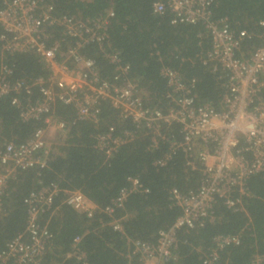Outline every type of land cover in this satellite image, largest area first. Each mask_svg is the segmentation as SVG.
Listing matches in <instances>:
<instances>
[{"label":"built area","instance_id":"obj_1","mask_svg":"<svg viewBox=\"0 0 264 264\" xmlns=\"http://www.w3.org/2000/svg\"><path fill=\"white\" fill-rule=\"evenodd\" d=\"M218 0H151L154 15L168 13L172 25H202L208 32L210 48L202 55V64L224 78V94L219 108L200 106L193 95L195 80L184 81L168 67L160 69L165 82L166 111L149 109L142 101L138 85L128 79L129 66L122 64L117 53L103 50L106 25L112 13L83 19L74 16L52 17L49 0H1L0 51L3 53H33L46 70V75L34 79H13L10 66L0 64V100L11 97L10 105L23 121H41L31 137L21 144L7 143L0 150V211L8 181L18 171L45 165L48 138L54 132L64 137L68 125L53 115L56 104L74 110L75 121L98 122L100 104L108 102L122 120H130L136 129L151 134V148L159 141L168 144V153L154 166L162 168L176 152L184 155L190 170L200 167L198 187L188 193L169 191L179 215L173 224L160 233L155 243L130 239L125 235L122 218L115 217L133 194H147L148 189L134 177L118 190L107 205L98 208L79 190L61 189L49 184L31 193L23 201L27 209L23 233L17 235L0 252V264H44L43 256L51 238L40 218L54 210V200L63 195L61 205L91 218L96 211L105 215L112 232L123 238L128 261L139 264H174L177 260V233L193 229L214 219V209L221 203L227 210L244 212L243 200L250 193L247 180L264 174V20L257 23L262 42L241 57L242 44L249 35L245 30H233L225 17L212 18V8ZM57 26L60 38L47 44V28ZM98 45L105 61L114 66L115 76L103 80L95 70V62L83 52L88 45ZM50 45V46H47ZM35 89L39 101L24 102ZM22 97V98H21ZM177 126L180 138H168L163 127ZM133 134L115 129L95 137V147L109 159L116 150L131 141ZM197 163V164H195ZM80 236L73 238L71 252L64 260L78 253ZM214 247L205 253L203 264H214L219 251L237 246L238 234L217 236ZM80 255V254H79ZM83 257L84 255H80ZM263 257L253 256L249 264H262ZM62 264V262L60 263Z\"/></svg>","mask_w":264,"mask_h":264},{"label":"trees","instance_id":"obj_2","mask_svg":"<svg viewBox=\"0 0 264 264\" xmlns=\"http://www.w3.org/2000/svg\"><path fill=\"white\" fill-rule=\"evenodd\" d=\"M53 6L52 17L74 16L92 19L111 12L106 25L103 50L117 53L121 63L129 66L128 79L138 85L142 101L149 109L166 111V87L159 73L162 67L177 71L183 80H195L193 95L200 106L218 109L224 94V78L213 73L209 65L202 64V55L210 48L207 30L200 24L170 23V15H154L151 0H49ZM3 4L0 0V9ZM225 17L233 30H245L250 36L241 48L243 57L262 42V31L257 23L264 20V0H218L212 8V18ZM3 31L0 27V35ZM47 44L60 37L57 26L47 28ZM50 46V45H47ZM83 54L95 62V70L103 80L116 75L114 66L105 61L98 45H88ZM12 69L13 79H34L45 76L46 70L33 53H3L0 64ZM22 98V97H21ZM11 97L0 100V150L5 144L18 145L27 141L40 126L41 121H23L18 111L10 105ZM24 102L39 101L35 89ZM74 110L56 104L52 115L66 122V134L57 145L48 150L45 165L18 171L8 181L2 197L0 211V252L17 235L23 233L27 209L23 201L31 193L49 184L61 189L79 190L98 208H103L126 185L128 177L137 178L147 189V194L128 197L115 217L122 218L125 235L134 240L155 243L160 233L167 230L179 215L169 195L171 189L188 193L200 182V167L190 170L180 152L174 153L162 168L154 166L168 153L163 141L151 148V134L146 129H136L130 120H122L108 102L100 104L98 122L75 121ZM109 127L115 134L130 132V142L120 146L111 158L105 159L95 147V137ZM161 133L168 138H180L177 126L163 127ZM197 164V163H195ZM250 193L243 200L244 212L227 210L219 203L214 209V219L193 229L177 233L178 245L174 264H203V255L214 247L217 236L238 234L237 246H227L219 251L214 264H249L253 256L263 257L264 264V174L247 180ZM59 195L52 205V214L40 218L46 224L51 238L43 256L44 264H139L125 258L123 238L112 232L105 215L96 211L91 218L61 205ZM80 236L78 253L64 260L71 252L74 237ZM84 255L81 257L80 255Z\"/></svg>","mask_w":264,"mask_h":264},{"label":"rangeland","instance_id":"obj_3","mask_svg":"<svg viewBox=\"0 0 264 264\" xmlns=\"http://www.w3.org/2000/svg\"><path fill=\"white\" fill-rule=\"evenodd\" d=\"M63 137L60 136H56V134L54 132H52V134L50 135V137L48 138V146L49 148L53 145H57L60 142V139H62ZM48 148V150H49Z\"/></svg>","mask_w":264,"mask_h":264}]
</instances>
